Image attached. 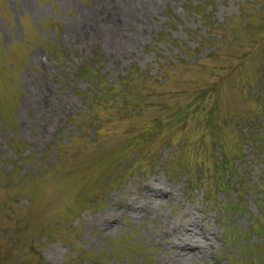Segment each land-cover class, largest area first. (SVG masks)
Listing matches in <instances>:
<instances>
[{"label": "rangeland", "instance_id": "374dc122", "mask_svg": "<svg viewBox=\"0 0 264 264\" xmlns=\"http://www.w3.org/2000/svg\"><path fill=\"white\" fill-rule=\"evenodd\" d=\"M0 264H264V0H0Z\"/></svg>", "mask_w": 264, "mask_h": 264}, {"label": "bare ground", "instance_id": "6f19581e", "mask_svg": "<svg viewBox=\"0 0 264 264\" xmlns=\"http://www.w3.org/2000/svg\"><path fill=\"white\" fill-rule=\"evenodd\" d=\"M189 231H190V229H189ZM191 246H192V245H191ZM177 247L179 248L180 251H186V250L191 251V249H192V248H190V244L176 245V248H177ZM188 251H187V252H188Z\"/></svg>", "mask_w": 264, "mask_h": 264}]
</instances>
